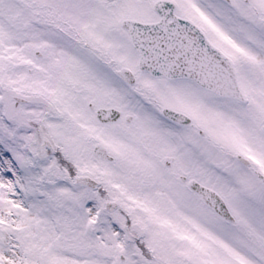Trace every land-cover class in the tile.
<instances>
[{
	"label": "snow or ice",
	"instance_id": "obj_1",
	"mask_svg": "<svg viewBox=\"0 0 264 264\" xmlns=\"http://www.w3.org/2000/svg\"><path fill=\"white\" fill-rule=\"evenodd\" d=\"M0 264H264V0H0Z\"/></svg>",
	"mask_w": 264,
	"mask_h": 264
}]
</instances>
